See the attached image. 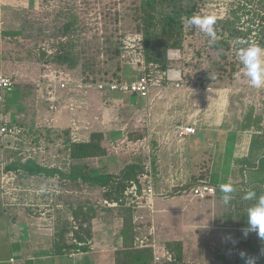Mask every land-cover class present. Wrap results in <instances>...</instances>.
<instances>
[{
	"label": "rangeland",
	"instance_id": "374dc122",
	"mask_svg": "<svg viewBox=\"0 0 264 264\" xmlns=\"http://www.w3.org/2000/svg\"><path fill=\"white\" fill-rule=\"evenodd\" d=\"M38 1L30 8L4 14V35L11 38L13 47L18 48L14 54L18 64L25 62L39 66V73L45 62H52L68 67L76 77H82L86 71L88 75L95 74L100 78L133 77L136 71L127 65L126 59L121 58L120 42L126 32L136 29L134 13L141 0ZM195 1L202 17L214 18L215 41L210 42L203 31L186 21L181 32L182 44L173 48L177 52L176 58L168 57V50L172 49L169 48L162 55L163 61L154 62L161 71L168 68L180 70V84H165V87L153 90L148 97L142 98L143 101L138 100L137 107L131 104L134 97L130 94L111 98L109 92L104 91L105 101L96 104L95 112L105 122L107 134L110 133L108 129L123 130L122 135L109 137L108 134L106 138L108 154L104 159L108 169L120 175L127 164L140 161L146 165L145 171L151 170L156 191L154 203L148 207L144 201L143 206L136 209V215L141 216L140 222L138 219L135 221L136 237L148 236L147 242L171 250L175 257L179 254L173 248L181 247L183 264H244L241 252L247 256L254 253L251 256L256 260L264 259L259 254L264 240L255 232L247 236L243 232L247 226L246 208L252 203L242 199L245 191L253 186L243 180V172L248 170L238 161L231 165L227 182H231L236 191L227 205L221 199L220 190L206 198L194 197L189 191L202 180L209 181L213 173L209 159L218 163L221 152L220 149L216 152V141L224 143L228 135V138L232 136L237 151H243L248 147L251 134L264 137V88L249 85L236 55L238 48L247 43L264 46V0ZM48 50L54 53L49 55ZM56 52H64L75 61L62 60L55 56ZM83 62L91 68L85 70ZM163 62L167 68L161 66ZM33 85L27 80L11 90L0 89V127L14 128L12 133L0 136V196L7 198L6 208H2L0 202V210L11 215L16 212L21 227L25 223L24 216L30 214L45 216L50 219L49 227L56 229L64 222L76 228L79 222L74 219L73 210L82 206L92 207V246L104 250L78 255L74 262L68 255L60 254L52 256L51 261L55 264H67L69 260L72 264H114L115 250L123 245L120 232L124 217L122 207H111L105 203L107 198L103 188L61 175H29L17 168H8L16 161L32 158L48 168L70 172L74 162L69 157L68 128L56 123L53 127L44 124H49L48 118L52 113L47 106L36 102ZM209 92H212L213 102L221 100L223 105L221 112L217 107L212 109L216 111V116L212 115L214 122L224 115L223 124L220 126L217 122L212 129L204 120L207 107L203 102ZM111 115L118 117L112 124L107 123ZM163 115L176 119L191 117L198 122V125L195 123L197 140L190 142V146H180L186 142L185 139L170 140L173 143L170 146L186 149L189 155H181L177 151L175 157H159L156 153L152 143L156 130L163 131L157 128ZM244 125L248 128L245 129ZM248 129L243 140V131ZM208 131L212 141L207 138ZM220 132L224 135L219 136ZM256 147L257 143H254V149ZM201 155L206 160L202 164L206 168L203 171L195 167L200 164ZM183 158H188L189 163L182 161ZM239 158L242 157H235ZM84 162L97 168L98 157ZM217 173H213L214 178ZM4 175L8 178L2 181ZM167 179L170 185H166ZM174 183L176 185H171ZM3 222L1 232L6 239L14 221L9 220L10 227L8 222ZM41 241L43 246L50 248L49 237ZM33 242L39 246L37 237ZM170 242L178 244L170 248L167 245ZM12 253L20 255L16 250Z\"/></svg>",
	"mask_w": 264,
	"mask_h": 264
},
{
	"label": "trees",
	"instance_id": "16d2710c",
	"mask_svg": "<svg viewBox=\"0 0 264 264\" xmlns=\"http://www.w3.org/2000/svg\"><path fill=\"white\" fill-rule=\"evenodd\" d=\"M201 9L195 0H141L135 10L137 26L134 31L142 32L145 38V55L147 62L154 63L163 61L162 55L169 48L180 47L182 44L181 32L186 21L193 16L201 15ZM222 22V20L220 21ZM219 23V22H217ZM229 23V21H227ZM195 29L194 27L192 28ZM251 31V28L249 32ZM120 53V50H116ZM66 61H75V58L64 52H56L55 56ZM84 69H90L86 62H83ZM167 68L163 62L161 65ZM160 66V67H161ZM95 72V71H94ZM86 71L82 76L85 80L102 81V80H121L112 78H100L95 74L88 75ZM247 129V125H244ZM107 135L103 131L92 132L88 140L68 141L69 157L73 164L70 172H64L58 168H48L39 164L32 158L25 161H16L9 169L17 168L29 175H61L69 180H81L92 186L104 189V197L110 201H118L122 207L123 225L121 228L122 247L115 250V264H154V252L152 247H140L136 245V209L133 206L126 205L124 192L131 180L139 181L145 172L146 165L143 162L132 161L127 164L120 175L109 171H102L99 168L88 166L84 160L92 157H104L108 154V147L105 143ZM259 136L260 146L258 150L252 148L246 157L238 159L245 170L243 180L252 190H255L257 196L264 194V137ZM262 147V148H261ZM251 149V147H250ZM155 161V160H154ZM156 164V163H155ZM242 169V170H244ZM219 191V184L212 182ZM117 207V206H116ZM92 207H79L73 210V216L79 222L76 228H72L64 222L58 226V239L62 241L61 249L64 252L72 249H79L82 252H88L92 248L93 230L90 224L94 215ZM92 225V224H91ZM71 232L73 233L71 235ZM177 245L178 242H170L167 245L170 248ZM178 251L175 261H165L163 264H183L181 247H174ZM259 254L264 257V241L261 243ZM254 256L250 253L249 256ZM257 264H264V259L256 260Z\"/></svg>",
	"mask_w": 264,
	"mask_h": 264
},
{
	"label": "crops",
	"instance_id": "0c3cea01",
	"mask_svg": "<svg viewBox=\"0 0 264 264\" xmlns=\"http://www.w3.org/2000/svg\"><path fill=\"white\" fill-rule=\"evenodd\" d=\"M36 2H39V1L38 0H0V71L6 74H9V75L16 76L18 79V83L22 81H27V80L30 83H33L34 84L33 89L35 93L37 94L36 102L41 103V105L43 106L44 105L46 106L44 100L41 98L40 94L37 92L38 90L35 86V80L41 74V72L39 73L40 67L32 66L30 63L28 64L25 62H21V64H18L16 59H14L15 58L14 54L16 53V50L18 48L13 47V43L10 41L11 38L8 36H5L4 31H3L4 14L9 15L12 11L22 10V9H25L26 7L30 8L33 5L35 6ZM132 70L134 72L136 71L135 69H132ZM128 78L131 79L132 76ZM14 87H16V85ZM154 90H157V89H154ZM90 91H92V93L91 92L72 93L71 94L72 98L70 100L69 98L67 99L65 98V100L68 103L69 102L78 103V105H82V107L80 109H76L73 111L70 110V108L63 109L61 112L52 114V116L48 118L49 124L47 123H44V124L45 125L51 124L50 127H53L56 123V125L58 126H62V127L64 126V128L66 129L68 128L66 130L69 134L68 138L73 141L88 140L90 138L91 133L95 131H103L107 135L106 137H108V134H109V137H111L112 134H118V136L122 135V132H121L123 131L122 129L121 131L120 130L110 131L108 129L110 133L107 134L106 129H105L106 125L103 124L105 122L103 121V119H101L100 114L95 112V109L97 108L96 104L98 105V102L103 103L106 92L98 91L95 89H92ZM211 93L212 92L208 93L209 94L208 98H206L205 101L203 102L204 106L207 107L206 119H204L205 115L203 116V119L205 121H208L209 129H212V126L214 127V124H217V122L221 126L223 124L222 118H224V115L223 117L219 116L217 121L214 122L212 115L214 114V116H216V113H215L216 111L215 109L212 111V109L214 107L215 108L217 107L219 111L221 112L223 105H222L221 100H215L213 102ZM122 94L123 93L121 92H109L108 95H110L112 98L114 96H119V95L121 96ZM132 96L134 97V101L131 104L134 107H137L138 100L143 101V99H145L137 95H132ZM135 98H138V99L136 100ZM116 119H118V117H115V115L114 116L111 115V118L108 120L107 123L112 124L114 123ZM145 121H147V123L149 122L148 119H146ZM195 123L196 125H198V122L196 121L194 122L191 119V117L176 119L175 117L163 115L161 118V124H159V126L157 127L158 129H161V130L163 129V131L156 130V133L154 135V140L152 143V145L155 146L154 147L156 149L155 151L159 155V157L161 155H164V157L165 156L168 157V155L175 157L177 155V151H179L181 155H186V156L189 155L186 152L185 148H184L185 150H182L180 148H177L176 146H170L173 144L171 143L170 140L173 141L175 138L177 139V134H176L177 127L183 126V125H195ZM113 129H116V128H113ZM161 132H162V136L160 135ZM243 132L245 133L243 137V140H244L245 136L249 132V129L244 130ZM196 133L187 136L185 139L186 142H184L183 145H180V146H183V147L190 146V142H192L193 140H197L195 136ZM207 134L210 136H208ZM206 135L209 140L212 139L210 131L206 132ZM221 135L223 136L224 134L220 132L219 136ZM257 135L258 134L250 135L249 141H248V147L243 151L241 150L237 151L235 147V142H234L235 140H233L232 136L228 138L229 137L228 135L224 143L216 141L215 142V147L217 150L216 152H218V149L221 150L220 154L218 155L219 161L218 163L217 162L215 163V161L212 162L209 159V162L210 164H212L211 171L213 173L215 172H219V173H217V176H215V178L212 173L209 177V181L212 183V182H215L214 180H216L215 183L219 185L221 183L227 182V180L229 179L228 178L229 175L227 174V172L228 171L230 172L231 165L232 166L235 165L234 162L238 161L237 159H235V157H246L249 154V151L252 150V148L254 147V143L260 142L259 136ZM210 147L212 148V144H210ZM259 147L260 146L257 144V147L255 148V150L256 149L258 150ZM201 157L202 155L200 156V160H199L201 161L199 162L200 164L198 166H195V165L194 166L197 167L200 171H203V169L205 170L206 168H204L202 164L204 165L206 163V160L204 159V157L202 158ZM187 159L188 158L182 161H185V163L188 164L190 160L187 161ZM217 166H219L218 170H216ZM220 166H223V168H221ZM97 168H99L102 171L111 172L110 168L108 169L107 167V161L104 159V157L98 158ZM167 181L168 182H166V185H170V182H169L170 180L167 179ZM171 185H176V184L174 183ZM6 199L7 198L5 196L3 195L0 196V202H1L2 208L5 207V204L7 203ZM140 217L141 216L136 215V220L137 219L139 220ZM9 220H13L14 224L13 226H11V230H10L8 237L4 239V237H2V232H1L3 231V228H4L3 221L8 222V226L10 227L11 224L9 223ZM49 220L45 216L37 217V216L28 214L24 216L25 223L22 225L23 227H21V224H19L18 222V216L16 212L13 213V215H11V213H5V212L3 213L2 210H0V264H55L53 263V261H51V258L52 256L59 255V254L64 255V256L68 255L70 258H72V261L74 262V260H76L75 257H77L78 255H82L84 253H88L94 250H104V249H96V247H94L93 245L91 250L88 252H82L79 249H75V250L72 249L71 251H68V252L62 251V250H65V248L61 249L62 241L57 240L58 239V228L57 227L56 229L50 228ZM36 237H37V240L39 241L38 247L36 246V243L33 242L34 238ZM44 237H49L50 248L43 246L44 242H42L41 240H43ZM25 243H28V244L25 245ZM13 250H16L18 254L20 253V255H15L16 253H12ZM59 264L61 263L59 262ZM67 264H72V262L69 260ZM114 264H115V258H114Z\"/></svg>",
	"mask_w": 264,
	"mask_h": 264
},
{
	"label": "built area",
	"instance_id": "2783aa9c",
	"mask_svg": "<svg viewBox=\"0 0 264 264\" xmlns=\"http://www.w3.org/2000/svg\"><path fill=\"white\" fill-rule=\"evenodd\" d=\"M144 41V34L137 31L126 32L121 38V58L126 59L128 62L127 65L136 70L131 79L88 81L83 76H74L67 69L68 67L52 62H45L41 74L35 80L37 92L52 114H56L63 109L70 108L73 111L82 107L78 103H68L65 100V98H69L70 100L72 93H88L90 90L95 89L98 91L121 92L123 94H132L146 98L154 89H161L165 87V84L177 83L179 85L180 80H182L180 70L168 68L167 70L161 71L158 69V65L147 62ZM168 51V57L175 59L177 55L176 50L172 48ZM52 53H54L52 50H48L49 55ZM17 83L18 79L16 76L0 71V89L11 90ZM0 99H2L1 93ZM13 129L6 126L0 127V136L8 132L12 133ZM196 132L197 128L195 125H183L176 128V134L179 140H184L187 136L195 134ZM150 171L146 170L139 181L131 180L124 192L126 205L140 208L145 201V205L152 207L154 203L152 200L154 199L156 191ZM6 178H8V175L2 176V181ZM189 192L194 197L206 198L215 195L217 188L210 181L202 180L193 185ZM105 203L111 207L119 205L118 201H110L109 199H105ZM148 240V236H145V238L137 237L136 245L140 247H152L154 263L176 260L171 250L157 247L156 244L147 242Z\"/></svg>",
	"mask_w": 264,
	"mask_h": 264
},
{
	"label": "clouds",
	"instance_id": "9594fccd",
	"mask_svg": "<svg viewBox=\"0 0 264 264\" xmlns=\"http://www.w3.org/2000/svg\"><path fill=\"white\" fill-rule=\"evenodd\" d=\"M189 23L195 25L203 31L209 38L210 42L215 41L216 33L213 30L214 18L209 16H193ZM243 44V41H238ZM237 58L242 65L241 71L247 78L248 83L254 88H264V46L257 43H247L246 46L237 50ZM219 190L222 193L221 199L225 205L233 199V193L236 191L231 182L221 183ZM245 201H252L246 208V227L243 229L244 235L255 232L259 238L264 240V194L257 196L255 190L245 191L242 197ZM244 264H257L256 258L247 256L241 252Z\"/></svg>",
	"mask_w": 264,
	"mask_h": 264
}]
</instances>
